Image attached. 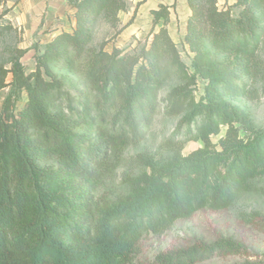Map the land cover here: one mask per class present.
I'll return each mask as SVG.
<instances>
[{"label": "trees", "instance_id": "trees-1", "mask_svg": "<svg viewBox=\"0 0 264 264\" xmlns=\"http://www.w3.org/2000/svg\"><path fill=\"white\" fill-rule=\"evenodd\" d=\"M68 2L75 28L35 43L34 69L26 70L23 50L10 68L0 64V91L10 86L0 111V264H132L146 235L264 192L257 185L264 178V127L236 102L256 96L249 79L264 91V0L224 6L187 0L183 43L190 64L168 28L175 3L151 10L145 41L109 51L104 43L90 49L96 26L103 18L117 27L129 0ZM8 12L0 0V40L14 29ZM200 80L203 94L196 99ZM160 111L182 115L183 135L132 156L139 172L126 178L127 190L98 196ZM191 140L203 145L185 154ZM241 250L227 240L199 242L160 253L152 264H197Z\"/></svg>", "mask_w": 264, "mask_h": 264}, {"label": "rangeland", "instance_id": "rangeland-1", "mask_svg": "<svg viewBox=\"0 0 264 264\" xmlns=\"http://www.w3.org/2000/svg\"><path fill=\"white\" fill-rule=\"evenodd\" d=\"M132 3L129 0V9L134 4ZM2 5L7 7L3 2ZM134 6L136 7L137 4L135 3ZM6 16L12 23L8 13ZM61 23L58 20L54 22V24ZM132 23L133 18L126 24L120 19L119 25L113 27L111 23L101 18L96 26L90 49L97 48L104 43L105 49L109 51L113 48L130 50L138 44L139 40L145 41L152 28V20L149 22V27L143 29V32H140V29L137 32H132ZM54 24L39 25L34 29H30L29 33H26L25 28H20L13 24L14 29L0 40V64L10 68L17 51L23 50L25 53L21 57V61L25 65L26 70L29 72L34 69L36 60L33 46L37 42H47L46 40L56 29L53 26ZM160 25L157 27H160ZM178 35L176 32L174 33V41L177 43L184 61L190 64L192 53L183 43L181 35ZM11 80L12 73L9 72L7 81L10 82ZM176 83V81H173L168 84L163 89L162 96ZM203 87L204 81L200 80L194 90L196 99L202 96ZM248 88L256 89V96L253 98L243 97L241 101L236 100V102L245 105L249 109L258 127H264V91L262 90V84L260 81L255 82L249 79ZM9 91L10 86H6L0 91V111ZM26 98V94L23 93L22 100L17 103L18 108L23 107ZM181 119L182 115L164 116L160 111L151 126L146 140L138 146H130L125 150L124 156L126 159L115 170L114 176L103 187L101 186L97 192L98 196H110L119 191H126V178L139 172V167L130 164V158L143 150L158 151L161 142L174 133L178 132L179 135H183L186 127L185 124L180 123ZM224 133L225 128L223 127L219 135L212 136L213 141L218 142L219 137L224 135ZM202 145L203 142L201 140L188 141L183 152L187 154ZM257 185L264 188V178L258 180ZM253 212L259 213V216L251 221L249 219ZM219 240L234 242L240 245L242 250L236 254L217 255L197 264H235L244 261L264 262V192L247 193L228 209L220 211L201 209L191 218L178 220L161 235L152 233L146 235L141 239L133 254L132 264H152L160 253L189 248L199 242L211 244Z\"/></svg>", "mask_w": 264, "mask_h": 264}, {"label": "crops", "instance_id": "crops-1", "mask_svg": "<svg viewBox=\"0 0 264 264\" xmlns=\"http://www.w3.org/2000/svg\"><path fill=\"white\" fill-rule=\"evenodd\" d=\"M2 2L9 9L8 16L12 23L25 28L26 33L39 25H52L56 20L61 21V24L53 25L56 29L46 41L61 31H71L75 28L74 8L68 0H3ZM131 2L136 3L137 6L135 7L132 3L129 10L122 11L119 15L124 24L133 18L132 32H137L138 29L143 32V29L149 27V22L152 20L151 10L157 9L159 4L172 5L175 3L171 9L168 28L173 39L175 32L181 35L182 40L184 39L187 31V18L190 14L187 0H131ZM234 2L235 0H218L220 6Z\"/></svg>", "mask_w": 264, "mask_h": 264}]
</instances>
